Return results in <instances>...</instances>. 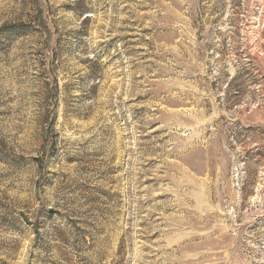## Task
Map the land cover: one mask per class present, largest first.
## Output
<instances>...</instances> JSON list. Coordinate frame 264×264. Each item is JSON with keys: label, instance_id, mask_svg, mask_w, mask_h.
<instances>
[{"label": "rangeland", "instance_id": "374dc122", "mask_svg": "<svg viewBox=\"0 0 264 264\" xmlns=\"http://www.w3.org/2000/svg\"><path fill=\"white\" fill-rule=\"evenodd\" d=\"M0 264H264V0H0Z\"/></svg>", "mask_w": 264, "mask_h": 264}]
</instances>
